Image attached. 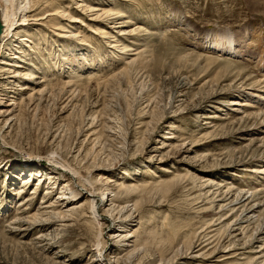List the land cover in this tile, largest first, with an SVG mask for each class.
I'll list each match as a JSON object with an SVG mask.
<instances>
[{"label": "rangeland", "instance_id": "374dc122", "mask_svg": "<svg viewBox=\"0 0 264 264\" xmlns=\"http://www.w3.org/2000/svg\"><path fill=\"white\" fill-rule=\"evenodd\" d=\"M29 10L2 47L6 61L20 59L0 73V264H56V245L42 250L51 234L59 261L73 253L64 264H84L115 230L139 243L123 263L264 264V185L253 171L264 164V123L238 121L264 109V0H31ZM30 72L43 82L26 93ZM48 156L69 159L96 188L122 183L126 207L101 226L52 218L48 236L40 225L19 231L13 215L34 216L60 190L63 178L47 184L31 166ZM229 186L262 188L248 204L254 222L222 207ZM236 218L249 224L240 233ZM206 242L217 253L193 257Z\"/></svg>", "mask_w": 264, "mask_h": 264}, {"label": "bare ground", "instance_id": "6f19581e", "mask_svg": "<svg viewBox=\"0 0 264 264\" xmlns=\"http://www.w3.org/2000/svg\"><path fill=\"white\" fill-rule=\"evenodd\" d=\"M2 5L0 7V73L8 71L10 72V65H13L10 61L14 59H20L16 53H13V58H11L10 61H6L2 55V47L4 45L9 46L8 40H10L15 30L21 26L24 25V21L27 19L26 12H29L30 6H31V0H0ZM16 7L17 16H15V13L13 14V9ZM94 10V9H93ZM120 16V15H119ZM4 23V24H3ZM227 42H232V40H228ZM6 47V46H5ZM4 50V49H3ZM16 67H21L19 64L16 65ZM13 77H20L24 73L20 71L19 69H15L13 71ZM38 73V72H37ZM36 73V74H37ZM29 82L23 84L20 88L21 91L29 92V90L34 89V85H39L43 82V80H40V77L38 75H35L34 72H30L28 74ZM31 83V85H29ZM32 94V93H30ZM22 95V94H21ZM255 96V95H254ZM232 105H241L242 102L234 100H230ZM253 108L255 106H252ZM237 109V108H236ZM240 110V108H239ZM237 111V110H236ZM238 113V112H237ZM251 115L260 117L261 121L259 122L264 123V109L263 108H257L255 110L250 111H242V115L238 117V121H241L244 117H249ZM229 117V116H228ZM225 117V118H228ZM205 118V116H204ZM10 118H7L5 120L6 124ZM233 119V118H232ZM231 119V120H232ZM10 123V122H9ZM207 123H211V121H208ZM264 125V124H263ZM4 127V126H3ZM261 130H259L260 132ZM264 135L258 138L263 139ZM257 138V139H258ZM264 158V157H263ZM24 159V158H23ZM28 163V159H24L22 161V164L24 161ZM42 160V158H37L35 161L31 160V166L32 164L35 165V168L39 170H43L44 174L46 175L47 184L51 183V179L54 178V175H57V179L63 178V181H60V190L57 192L55 200L49 201V202H43L44 205L38 207L36 209V214L34 216L29 217L27 215V212H25L26 207L23 210H19L17 213L13 215V218L11 220V224H14V226H21L17 227L19 231L26 230L27 226L29 225H40L42 226V233L38 236H48L50 235V227H51V219L52 218H58L60 220H63L65 222V226H69L70 224H67L66 221H72L70 223H76L78 221L90 220L91 223H94L97 226L103 225V220H105V215L108 214L112 209H115L117 207L120 208V210L124 209L126 205H121V203L118 202V196L121 188L123 187L122 183H111V187L109 188L108 185H103L101 188H96L95 183L93 185L88 184L85 182V176L84 173L80 170L76 169L75 167L71 166L69 159L66 158H58L54 156H48L47 158H44V163L47 164L46 166H43L44 164L40 163L39 161ZM262 161V160H261ZM264 161V160H263ZM8 165V163H6ZM257 170H253L254 172H257L259 176L257 178H260L263 181L264 185V164L258 165ZM42 168V169H40ZM8 169V167H6ZM29 171V170H28ZM25 171H23V174ZM52 175V176H51ZM263 178V179H262ZM45 179V178H44ZM43 176H39L38 183L35 189H37L38 186H40V182L44 181ZM23 185H26L28 182H30V179L28 177H25L22 179ZM256 182H259L257 179ZM55 184V183H51ZM113 191H109L112 190ZM230 188H234L235 192L233 194V199L230 201V204H225L222 207H226L225 209H230V211H237L238 209L241 210V212H244V215L242 219H244V223H251L256 217V211L254 208L257 207V203L250 204L251 200L255 198L257 193L261 191L260 189H238L235 186H229ZM44 192V195H47L50 193V190L48 188ZM20 193V191H19ZM18 193V194H19ZM33 193V192H32ZM120 198V197H119ZM25 201H29L30 197L26 196L24 198ZM72 201V202H70ZM70 202V203H68ZM26 203V202H25ZM24 203V204H25ZM22 204V201L20 200L18 202V206ZM69 205V206H68ZM135 207V204L133 205ZM132 215L129 214L127 216H120L118 220V225L122 224L125 221H128L129 218ZM128 217V218H127ZM235 221H239L237 223H234L235 229L240 231H244L245 228L249 226V224H245L243 226L242 222L240 221V218H236ZM254 222V221H253ZM19 223H23L21 225H18ZM73 225V224H72ZM16 228V227H15ZM135 234L128 230L125 233H118L117 230L110 233L107 236L106 241H104L101 246L97 247L95 249L94 255L90 258L89 261H86L84 264H122V259H125L132 253L136 246L139 245L138 240L136 239ZM264 237V235H260V237L256 238V240L260 241L261 238ZM38 238V237H37ZM40 238V237H39ZM38 238V239H39ZM44 238V237H43ZM41 239V238H40ZM62 239V238H61ZM264 239V238H263ZM48 242L42 246V250L47 249V247L56 245V248L54 249V252L51 254L50 259L56 263V264H64V262L68 261H74L77 258L73 253H71L67 259L63 261H59V258L61 256V251L64 249V246H62L60 241L57 239L55 240V237H52L51 239H47ZM114 242V245L119 246L120 248H112L110 251H106L104 248L106 247V244L108 241ZM253 241V240H252ZM262 242V241H261ZM138 243V244H137ZM210 245V246H209ZM47 246V247H46ZM209 246L208 248H206ZM205 247V248H204ZM214 244L212 242H206L202 244V246L196 250V253L193 254V257H212L215 253H217V248H213ZM60 248V249H57ZM119 250H123L124 252L122 255L119 254ZM190 250V246L187 248V251ZM264 250V241L262 244L257 245V252L260 253L259 257L264 256V253H261ZM64 251V250H63ZM133 254V253H132ZM128 255V256H125ZM192 255V254H191ZM235 255L222 257V258H215L214 261H227V258L234 257ZM192 257V258H193ZM264 260H262L263 262ZM259 262V263H262ZM66 264V263H65ZM123 264H131L130 262H124ZM158 264H161L160 262ZM202 264V263H201ZM209 264V263H204Z\"/></svg>", "mask_w": 264, "mask_h": 264}]
</instances>
